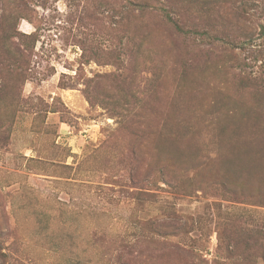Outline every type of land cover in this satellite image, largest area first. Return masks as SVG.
Listing matches in <instances>:
<instances>
[{
	"label": "rangeland",
	"instance_id": "1",
	"mask_svg": "<svg viewBox=\"0 0 264 264\" xmlns=\"http://www.w3.org/2000/svg\"><path fill=\"white\" fill-rule=\"evenodd\" d=\"M0 264H264V0H0Z\"/></svg>",
	"mask_w": 264,
	"mask_h": 264
},
{
	"label": "trees",
	"instance_id": "2",
	"mask_svg": "<svg viewBox=\"0 0 264 264\" xmlns=\"http://www.w3.org/2000/svg\"><path fill=\"white\" fill-rule=\"evenodd\" d=\"M181 251H183L181 248H180Z\"/></svg>",
	"mask_w": 264,
	"mask_h": 264
}]
</instances>
